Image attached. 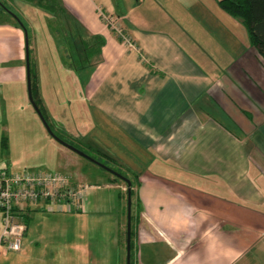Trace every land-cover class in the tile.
I'll use <instances>...</instances> for the list:
<instances>
[{"label":"crops","instance_id":"0c3cea01","mask_svg":"<svg viewBox=\"0 0 264 264\" xmlns=\"http://www.w3.org/2000/svg\"><path fill=\"white\" fill-rule=\"evenodd\" d=\"M26 1L49 12L42 29L46 50L51 51V35L64 41L56 47L77 74L76 99L92 105L90 145L126 164L135 180L133 264H264V62L258 50L236 45L228 53L227 45L212 43L200 24L191 28L180 0ZM186 1L215 33L226 35L219 22L226 12L215 0H199L208 15L198 0ZM22 3L11 0L8 9L24 15L28 6ZM3 9L0 5V167L8 168L26 157L14 152L6 92L9 85L27 82L24 30ZM57 12L68 19V30L58 33L48 25ZM102 14L119 18L134 48L106 26ZM22 23L47 113L50 94L59 102L61 89L48 72L52 62L41 58L33 23ZM70 36L80 46V66L67 59ZM102 139L111 142L100 149L96 142ZM109 145L131 151L132 160L104 150L113 148ZM61 172L75 184H87ZM104 184H88L83 211L27 204L22 247L0 251V264H126L127 185L112 177ZM37 211L42 213L34 216ZM2 226L0 216V233Z\"/></svg>","mask_w":264,"mask_h":264},{"label":"rangeland","instance_id":"374dc122","mask_svg":"<svg viewBox=\"0 0 264 264\" xmlns=\"http://www.w3.org/2000/svg\"><path fill=\"white\" fill-rule=\"evenodd\" d=\"M25 1L26 0H24V3H22V6H28L27 9L23 10L26 14L23 12V15L20 11V14L18 13L19 19L24 22L25 25L28 23L26 27L29 26L30 22L33 23L35 28L33 29L30 27V29L33 32L35 31V37H38V41H40V45H42L40 53L41 58L45 62H52V66H49L47 69L48 72H50L51 75H53V77L56 79L57 86H60L61 89V98L59 99V102L57 100L54 101L52 97L53 93L50 94V98L47 101L49 107L45 115L51 123L52 131L59 138L74 145L86 154H89L90 156L96 158L97 160L105 163L112 168L121 170L123 173H127L128 167H126V164H118L109 159H106V157L100 154L95 147L90 145V133H94V126L91 122L92 105L85 99H76L75 84L77 82V74L70 68V66H68V63L66 64L63 62L65 60L64 56H62L63 53L58 52L56 47L59 43L64 41L63 39H59L58 37L53 38V36L51 35V51L46 50V48L43 46V38L46 36L43 34L42 29L44 27L47 28L44 22H46L45 18H47L46 16H48L47 13L49 12H46V10L41 11L42 6L38 5L36 1L32 4L28 3V1H26L25 3ZM199 2L200 3L198 4V8L205 10V15H208L210 9L205 5V3H202L201 1ZM215 2L217 3V0H215ZM188 3L190 2L186 0H180L179 4L190 15L191 28L198 27L200 24L207 31V34L209 35L212 43H220L221 46L223 44L227 45L228 53H230L229 49L231 46L233 47L239 45L243 47L244 45H246L247 47H249V45H252L249 40L247 29L239 18L233 17L226 13V20L221 19L219 21L221 28L224 26L227 29L226 35L219 36L216 29L215 30L217 33H215L210 25H207L199 19L197 14L199 13V11L197 10L196 13L195 9H193V5ZM10 4L11 0H2L0 5L11 8L12 5ZM219 11L221 13H224L221 8H219ZM5 16L8 17L7 14L4 15V17ZM25 18L28 19L25 20ZM215 18H218L217 14H215ZM48 25L53 27L54 30L59 33L60 29L68 30L69 21L66 17L63 16L62 13L57 12L55 13V17L50 20ZM31 39L33 44L34 37L31 36ZM32 48L31 58L33 59L34 52ZM259 57V59L264 62L260 54ZM67 59L70 61V63H72L69 56L67 57ZM53 62H55V64L57 65V69L53 68ZM56 83H54V85ZM51 90H53V88H51ZM76 92L78 93L77 90ZM5 100L9 117L8 119L9 122H11L12 127L14 128V140L16 141V143L14 144V152L20 158L26 157L25 162L21 164H13V166L11 165L12 167H8L9 169L66 171L67 173L71 174L72 177H75L79 181L91 185L96 184L100 187L105 185L104 181L106 180V177L113 178V176H115L96 163L88 160L84 156L66 147L47 131L40 116L29 100L27 83L19 87L9 85ZM95 136L101 137L99 133ZM102 140V142H96L97 145L101 146L100 149L105 148L107 142H111L106 141V139ZM109 146L113 147V145ZM104 150L110 152L111 154H119L120 156L125 157L127 160H132L131 158L133 156V153H131V151L128 152L126 148H122L120 145H115L111 149ZM129 177L131 176L129 175ZM115 181L122 186L126 185L125 181H123L122 179H115ZM134 181L135 180L133 179V185L135 183ZM133 195L135 196L134 191L131 195V200L133 198ZM125 202L127 212V195H125ZM41 213V211H37L35 212L34 216H39ZM0 216L2 217V213H0Z\"/></svg>","mask_w":264,"mask_h":264},{"label":"built area","instance_id":"2783aa9c","mask_svg":"<svg viewBox=\"0 0 264 264\" xmlns=\"http://www.w3.org/2000/svg\"><path fill=\"white\" fill-rule=\"evenodd\" d=\"M106 26L118 33L128 48L132 38L122 30L116 16L102 14ZM91 185L75 184L61 171L11 170L0 167V251H19L26 224L21 218L29 203L46 202L52 210L83 211Z\"/></svg>","mask_w":264,"mask_h":264},{"label":"trees","instance_id":"16d2710c","mask_svg":"<svg viewBox=\"0 0 264 264\" xmlns=\"http://www.w3.org/2000/svg\"><path fill=\"white\" fill-rule=\"evenodd\" d=\"M219 7L225 11L227 14L239 18L244 26L247 29L249 40L252 46H254L261 58L264 60V0H217ZM43 5V4H42ZM41 5V6H42ZM5 11V10H4ZM12 18L16 21V24H19L18 20L12 15ZM67 41V53L71 59L72 65L75 66L81 64V58L79 57L80 46L73 36H70L66 39ZM31 50L29 48V54ZM76 66V67H78ZM30 70H31V87L33 98L41 110L44 118L48 122L50 128L52 129L51 123L43 111L41 101L39 99L38 90H37V79L32 63L30 61ZM2 147L6 148V137L2 138ZM102 154V153H100ZM103 155V154H102ZM104 156V155H103ZM112 168V167H111ZM115 169V168H113ZM117 172L128 177L133 184V177H129L127 173H123L121 170L115 169ZM113 179H120L116 176H113ZM133 190L131 189V194ZM127 195V191H126ZM133 231L131 229V264H133V241H132ZM124 239L126 241V229L124 231Z\"/></svg>","mask_w":264,"mask_h":264},{"label":"water","instance_id":"95a60500","mask_svg":"<svg viewBox=\"0 0 264 264\" xmlns=\"http://www.w3.org/2000/svg\"><path fill=\"white\" fill-rule=\"evenodd\" d=\"M1 4V3H0ZM5 8V10L7 12H9L11 15H13L19 22L20 26L22 27V29L24 30V34H25V61H26V82H27V89H28V97L29 100L31 102V104L33 105V107L35 108V110L37 111L38 115L40 116L43 124L45 125V128L47 129V131L53 136L55 137V139H57L60 143H62L63 145H65L66 147L72 149L73 151L77 152L78 154L84 156L85 158H87L88 160L96 163L97 165H99L100 167H102L103 169L111 172L113 175H115L116 177L122 179L123 181H125L126 185H127V221H126V264H131V189H132V182L131 180L122 175L121 173L117 172L115 169L111 168L110 166L106 165L105 163L97 160L96 158L90 156L89 154H86L85 152H83L82 150L78 149L77 147H75L74 145L66 142L65 140L59 138L50 128L48 122L46 121V119L44 118L41 110L39 109L38 105L36 104L33 95H32V87H31V70H30V54H29V42H28V33H27V29L25 28V26L23 25V23L21 22V20L18 18V16L16 14H14L12 11H10L8 8H6L5 6H3Z\"/></svg>","mask_w":264,"mask_h":264}]
</instances>
